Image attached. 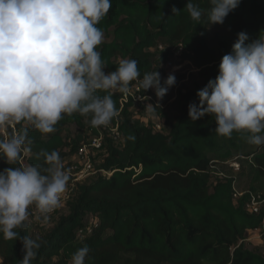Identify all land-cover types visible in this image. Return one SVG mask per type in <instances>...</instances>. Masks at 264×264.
<instances>
[{
	"label": "trees",
	"instance_id": "obj_1",
	"mask_svg": "<svg viewBox=\"0 0 264 264\" xmlns=\"http://www.w3.org/2000/svg\"><path fill=\"white\" fill-rule=\"evenodd\" d=\"M192 2L203 10L199 21L187 12L188 0H111L97 25L104 32L98 51L106 74L121 60L135 59L141 78L157 70L163 83L165 61L180 45L197 69L187 86L178 85L182 77L175 75V86L162 99L164 108H150L164 121L162 131L154 121L142 123L132 101L122 107L116 92L118 116L109 125L118 126L119 141L107 126L92 127L91 117L79 113L64 115L47 135L28 125L0 131V138H7L27 128L31 141L15 164L0 159V171L22 166L21 160L43 164V153L53 150L67 171L80 146L102 135L103 147L90 152H103L100 161H92L96 177L75 182L68 211L57 214L47 231L37 229L33 214L27 228L16 229L41 245L30 264H71L85 246L90 249L85 264H264V255L246 246L250 232L264 226V203L257 212L249 209L253 198L264 202V145L247 143L246 133L217 135L214 116L194 122L188 115L189 104L198 103L197 91L215 79L237 34L245 32L250 43L264 29V0H241L223 25L210 24L208 0ZM234 161L236 174L230 167ZM88 215L95 219L90 229ZM22 249L19 237L4 240L0 233V264H21Z\"/></svg>",
	"mask_w": 264,
	"mask_h": 264
},
{
	"label": "clouds",
	"instance_id": "obj_2",
	"mask_svg": "<svg viewBox=\"0 0 264 264\" xmlns=\"http://www.w3.org/2000/svg\"><path fill=\"white\" fill-rule=\"evenodd\" d=\"M211 25H223L241 0H208ZM111 0H0V131L28 125L42 135L54 133L64 115L90 116L92 127L108 126L118 116L113 92L127 94L139 81L143 91L155 89L162 100L176 84L174 74L163 79L159 71L141 78L138 61L123 59L115 71L105 73L98 51L104 32L97 25L108 14ZM186 10L199 21L203 10L188 0ZM177 14L180 10L173 7ZM237 34L232 51L223 55L215 79L197 91L188 115L197 121L214 116L215 133L231 138L248 134L247 143L264 145V29L250 43ZM99 93H104L101 96ZM151 105V104H150ZM152 106V105H151ZM130 139H135L130 137ZM31 143L27 128L0 138V159L15 164ZM43 164L7 167L0 171V233L4 240L19 237L30 264L40 243L20 236L27 228L30 209L47 223L61 204L69 181L56 150L44 152ZM90 249H78L71 264H85Z\"/></svg>",
	"mask_w": 264,
	"mask_h": 264
},
{
	"label": "built area",
	"instance_id": "obj_3",
	"mask_svg": "<svg viewBox=\"0 0 264 264\" xmlns=\"http://www.w3.org/2000/svg\"><path fill=\"white\" fill-rule=\"evenodd\" d=\"M158 49L159 51L164 50V46L159 45ZM183 56H184V50H183V47L180 45L179 49L173 51L172 55L168 59H166L165 61L166 70L174 75H178L179 73H181L184 67V64L179 63V62H182V59L185 61H188V64L191 65L195 69L191 61L188 59H184ZM195 70L197 71V69ZM116 93L120 94L121 96L120 102H121L122 107L124 106V104L130 101L133 102L132 109L134 111V114L138 117L140 115L141 108H146V111L148 108H151L152 106H160L164 108L163 101L156 98L155 89H149L148 91H143V89L139 87V81H133L129 85V91L127 94H122L119 92H116ZM173 99H174V96L171 99V101ZM155 118H156V121H154V124H155L156 130L162 131L164 128V121L160 118H157L156 115H155ZM107 127L111 131V134L116 141L121 140V135L118 132V126L112 127L108 125ZM102 147H103L102 135L98 137L90 138L87 140L86 143L80 146L77 152V159L79 160L80 166L77 168V171L74 175L68 173L69 176H72V183L70 185V190H68V192H65L62 195L60 207L63 204V202L67 198L70 197L71 190L73 191L75 182L80 181L81 179H84L93 173H96V170H94V164L91 160L90 152L91 150H98V149H101ZM20 163L22 166L26 165L25 161L23 160H21ZM230 167L233 168L235 171H237L239 170V163L235 161L231 162ZM220 174L223 175V173H220ZM262 203H264L262 200L253 198L252 203L249 205V209L253 212H257L259 207L262 205ZM60 207H58L56 210H58ZM54 212H52L51 214H53ZM31 213L35 216L38 215V213H36L34 209H32ZM256 231H259L263 235L264 226L261 229L256 230Z\"/></svg>",
	"mask_w": 264,
	"mask_h": 264
},
{
	"label": "rangeland",
	"instance_id": "obj_4",
	"mask_svg": "<svg viewBox=\"0 0 264 264\" xmlns=\"http://www.w3.org/2000/svg\"><path fill=\"white\" fill-rule=\"evenodd\" d=\"M184 59H189V56L186 55L183 56ZM179 63H182L184 64V67L181 71V73H179L178 75H180L182 77V80L179 81V84L178 85H182V86H187V85H190L192 80H193V77H196L194 76L195 75V72L196 71L191 65L188 64V61H185L182 59V62H179ZM163 69H164V66H163ZM166 70H164V73H163V76L165 78H167V74L168 72H165ZM148 108V107H147ZM138 117V116H137ZM140 121L142 123H149L150 121H156V118H155V114H153V112H150V108L147 109L146 111V108H141L140 110ZM8 128H6L5 130H7ZM71 130L72 132H75L76 131V127L75 126H72L71 127ZM102 156H103V152L102 151H95L93 153V155H91V160L92 161H100L102 159ZM67 161L65 160L63 163L65 164ZM70 164H73L69 169H67V173H70L72 175H74L77 171V168L80 166L79 164V160L78 159H75L73 158V162L72 160H70ZM73 169V170H72ZM221 170V169H220ZM239 170L235 171L234 173H238ZM72 178V176H70ZM96 177V174L93 173L91 174L90 176L84 178V179H81L80 181H83L84 183H88L90 182L91 180H93L94 178ZM71 182H72V179H71ZM70 181H68V184H67V188H66V191L65 192H68V190H70ZM74 199H75V196H74V193L72 192L71 190V194H70V197L67 198L63 204L61 205V207L58 209V211L55 213V215H53L50 219L49 222L47 223H44L42 222V220L39 222L35 217H33L32 221L35 222V223H39V226L37 227V229L39 231H47L49 228H51V223L54 221L55 217L57 216V214L59 213H63V212H67L68 209H69V206L70 204H72L74 202ZM32 212V209H30V213ZM31 215L32 213L30 214L29 216V219L31 218ZM33 216V215H32ZM87 223H88V229H90L92 227V225L95 223V219L88 215L87 216V219H86ZM34 223V225H35ZM246 246L255 251V252H259L261 254L264 255V240H263V235L259 232V231H254V232H250L249 236H248V239L246 241Z\"/></svg>",
	"mask_w": 264,
	"mask_h": 264
},
{
	"label": "crops",
	"instance_id": "obj_5",
	"mask_svg": "<svg viewBox=\"0 0 264 264\" xmlns=\"http://www.w3.org/2000/svg\"><path fill=\"white\" fill-rule=\"evenodd\" d=\"M251 232H254V231H251Z\"/></svg>",
	"mask_w": 264,
	"mask_h": 264
}]
</instances>
